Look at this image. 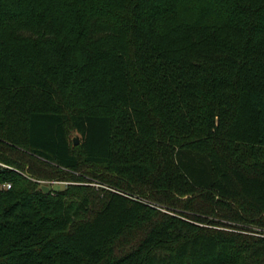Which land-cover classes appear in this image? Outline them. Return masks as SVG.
<instances>
[{"label":"trees","instance_id":"1","mask_svg":"<svg viewBox=\"0 0 264 264\" xmlns=\"http://www.w3.org/2000/svg\"><path fill=\"white\" fill-rule=\"evenodd\" d=\"M0 264H264V0H0Z\"/></svg>","mask_w":264,"mask_h":264},{"label":"water","instance_id":"2","mask_svg":"<svg viewBox=\"0 0 264 264\" xmlns=\"http://www.w3.org/2000/svg\"><path fill=\"white\" fill-rule=\"evenodd\" d=\"M73 139H74V142L75 143H77V142H79V135L78 134H75L74 136H73ZM41 187H42V189L44 190V191H49L50 189H51V186H50V184H48V183H46V182H43L42 183V185H41Z\"/></svg>","mask_w":264,"mask_h":264},{"label":"rangeland","instance_id":"3","mask_svg":"<svg viewBox=\"0 0 264 264\" xmlns=\"http://www.w3.org/2000/svg\"><path fill=\"white\" fill-rule=\"evenodd\" d=\"M48 184L52 185L55 188H60V187H63L65 185L64 182H51V183H48Z\"/></svg>","mask_w":264,"mask_h":264},{"label":"built area","instance_id":"4","mask_svg":"<svg viewBox=\"0 0 264 264\" xmlns=\"http://www.w3.org/2000/svg\"><path fill=\"white\" fill-rule=\"evenodd\" d=\"M42 182H46V183H48V182H64V181H62V180H54V179H53V180H48V181H47V180H43ZM6 185H7V186H10L11 183H7Z\"/></svg>","mask_w":264,"mask_h":264}]
</instances>
